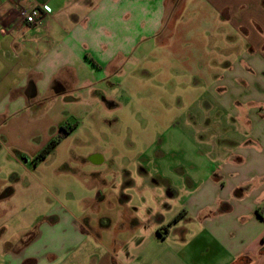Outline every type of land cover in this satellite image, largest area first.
Listing matches in <instances>:
<instances>
[{
    "label": "crops",
    "instance_id": "obj_1",
    "mask_svg": "<svg viewBox=\"0 0 264 264\" xmlns=\"http://www.w3.org/2000/svg\"><path fill=\"white\" fill-rule=\"evenodd\" d=\"M199 1L228 53L218 63L219 84L215 78L210 87L243 93L240 137L229 160L195 181L194 202L209 212L202 232L153 227L151 212L129 203L98 216L93 227L85 208L14 199L31 189L24 179L38 149H15L0 133V146L14 144L0 156L5 151L21 168L11 169L10 184L0 180V217L18 213L0 221V264H264V0ZM32 6L49 9L34 26L19 15ZM183 6L184 0H0V126L57 100L73 105L85 97L111 107L104 83L119 75L140 40L169 37ZM222 104L227 108V100Z\"/></svg>",
    "mask_w": 264,
    "mask_h": 264
},
{
    "label": "rangeland",
    "instance_id": "obj_2",
    "mask_svg": "<svg viewBox=\"0 0 264 264\" xmlns=\"http://www.w3.org/2000/svg\"><path fill=\"white\" fill-rule=\"evenodd\" d=\"M201 4L184 0L169 37L135 45L119 75H110L103 85L111 107L85 97L73 105L57 100L34 107L32 116L25 111L1 124L0 133L9 135L15 149H38L33 159L62 126L73 127L44 159L30 161L32 174L24 185L31 189L20 190L14 199L42 197L73 211L85 208L93 227L98 216H111L129 203L146 207L153 227L174 234L202 232L209 212L194 202L195 181L203 183L229 160L228 150L240 137L243 93L210 87L215 78L219 84L218 63L228 53ZM4 152L0 180L9 183L11 169L19 174L21 168ZM10 212L0 221L18 214ZM15 227L12 222L9 229Z\"/></svg>",
    "mask_w": 264,
    "mask_h": 264
},
{
    "label": "built area",
    "instance_id": "obj_3",
    "mask_svg": "<svg viewBox=\"0 0 264 264\" xmlns=\"http://www.w3.org/2000/svg\"><path fill=\"white\" fill-rule=\"evenodd\" d=\"M41 9L49 11L45 6H32L29 8H22L19 11L21 19L28 25L34 26L38 23L41 17Z\"/></svg>",
    "mask_w": 264,
    "mask_h": 264
},
{
    "label": "trees",
    "instance_id": "obj_4",
    "mask_svg": "<svg viewBox=\"0 0 264 264\" xmlns=\"http://www.w3.org/2000/svg\"><path fill=\"white\" fill-rule=\"evenodd\" d=\"M72 129L73 127L71 126H62L59 129L57 136L49 144H47L32 161L37 162L40 159H44L52 151V149L71 132Z\"/></svg>",
    "mask_w": 264,
    "mask_h": 264
}]
</instances>
